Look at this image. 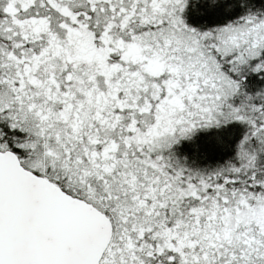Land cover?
Returning a JSON list of instances; mask_svg holds the SVG:
<instances>
[{"label":"snow or ice","instance_id":"snow-or-ice-1","mask_svg":"<svg viewBox=\"0 0 264 264\" xmlns=\"http://www.w3.org/2000/svg\"><path fill=\"white\" fill-rule=\"evenodd\" d=\"M0 264H264V0H0Z\"/></svg>","mask_w":264,"mask_h":264}]
</instances>
